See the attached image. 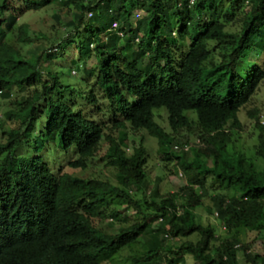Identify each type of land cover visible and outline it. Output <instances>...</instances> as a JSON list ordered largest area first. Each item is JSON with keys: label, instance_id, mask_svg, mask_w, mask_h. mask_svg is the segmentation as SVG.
<instances>
[{"label": "trees", "instance_id": "1", "mask_svg": "<svg viewBox=\"0 0 264 264\" xmlns=\"http://www.w3.org/2000/svg\"><path fill=\"white\" fill-rule=\"evenodd\" d=\"M102 1L0 0V97L11 105L0 117V264H186L187 256L196 264H264V125L251 103L264 67H247L246 79L239 73L247 52L264 53V0ZM51 7L74 11L69 35L37 44L19 22ZM115 20L124 37L111 32ZM72 45L78 58L68 75L54 68ZM74 70L88 87L86 109L63 80ZM161 109L169 130L158 122ZM243 109L258 130L256 158L236 146ZM129 130L158 141L168 174L153 186L151 151ZM191 135L200 144L185 151ZM50 138L75 147V169L102 154L114 181L54 173L38 156L17 154ZM180 173L185 186L163 194V180ZM203 207L217 214L224 235L201 221ZM131 211L135 221L125 225ZM103 223L121 226L112 233Z\"/></svg>", "mask_w": 264, "mask_h": 264}, {"label": "rangeland", "instance_id": "2", "mask_svg": "<svg viewBox=\"0 0 264 264\" xmlns=\"http://www.w3.org/2000/svg\"><path fill=\"white\" fill-rule=\"evenodd\" d=\"M73 14L74 11L68 10V9H60L59 7H51L44 9L42 11L38 12H28L26 13L20 20V26L23 24H29L30 29H31V36L33 37V40L37 44H45L48 46H51L52 44V39L55 37L59 39L55 40H60V38H63L65 36L68 37V30H67V25L68 23L73 19ZM59 15L61 20L59 23L56 21V16ZM57 30H56V29ZM234 30H238V27H234ZM72 32V31H71ZM17 37V33L15 34ZM12 40V39H11ZM49 40H51L49 42ZM56 44V42H54ZM53 44V45H54ZM190 44L189 40H182L181 41V46L183 48L188 47ZM29 47H22L23 54L26 53L27 49ZM186 51L188 48H185ZM68 57L66 63H64L60 68L55 67L54 69L60 70L64 72L65 74L70 75V70L74 68L71 64H68L70 58H78V52L76 48L72 45L68 49ZM57 62L56 64H58ZM264 67V53L252 50L251 52H247L245 55V58L243 59V62L239 64V73L240 75L246 79L249 71H247V67ZM64 82L70 84L74 88L73 94L69 96L71 99H76L79 101V105L82 106V108L86 109V101L83 99L84 92L88 90V87L83 81V76L80 72L77 71V74L74 76H65L63 78ZM19 98L18 94L16 91L13 94L12 99L15 100ZM252 108H258L262 112L261 116V124L264 125V83L261 86L260 90L257 92V94L253 97L252 99ZM86 105V106H85ZM10 101H6L1 99L0 97V117L3 115L5 111L10 109ZM246 109L241 110L239 113V119L243 122L244 128L240 132V136L238 138V141L236 143V146L239 150H243L248 157L251 158H256L255 155V150L254 146L256 145L258 141V130H256L252 124L251 121L246 119ZM156 115H161L160 119L158 120L159 124L164 127L165 129L169 130L168 127V121H167V113L164 109L157 110L155 111ZM187 115H189L192 119H197L196 113L195 112H186ZM46 121V116L40 120L38 123V132L42 130V126L44 125ZM6 131V129H3ZM0 129V143L4 142L6 139L2 136V131ZM8 130V129H7ZM130 133V139H136L141 140L144 138L145 140V145L147 148L151 151V159L148 163V173H149V180L150 184L153 186L155 184V181L158 177H166V174H168V170L164 167V164L161 162V157L158 154V141L153 138L148 136L146 132L142 133H137L136 135L133 134L129 130ZM186 136V135H185ZM186 140V141H185ZM182 140L181 144L184 143V145H197L199 142V139L195 136H190L189 140L185 139ZM40 142V141H39ZM42 146L37 147L35 141L30 140L28 143H25L24 146H21L17 149V154L19 156H38L35 159H38L36 161H42L47 163V165L51 168V170L54 173H58L59 170H61L64 173H69L72 174L73 176H78V177H86V178H91V177H96V178H101L105 180H112L114 181V175L115 171L113 168L106 167L105 162L102 161L101 155H98L94 160H92V163L90 167L86 170L83 169H75L70 166V163L74 160L78 159L76 149L74 146H72L69 149H65L63 145L60 143L58 138H50L48 141L45 142H40ZM200 144V143H199ZM104 149L102 150V152ZM2 158V156L0 157ZM258 163H260V160H257ZM182 173L179 174L178 177L173 178L171 181H168L167 179L163 180L161 189L163 194H168V193H176L185 186V179ZM215 190L221 191L219 189V186L214 187ZM212 192H216V191ZM210 204V198H206L205 200V205ZM197 215H199L201 221L204 224L211 223L214 226L217 227L218 233L224 235V228L221 227L217 220V215L216 213H209L205 207L197 209ZM129 218L128 222L125 225H131L135 221V217L133 216L134 213L128 212ZM109 223H112L109 221ZM108 228V230L112 233H117L121 224L116 223L112 227L110 225H105L103 223L102 227ZM256 233H250L248 236V241L251 243V245L255 246L256 248L261 247L260 241L256 240ZM126 256V255H125ZM240 260L243 261L244 257L243 254L240 253ZM186 264H196L191 256H187L186 259Z\"/></svg>", "mask_w": 264, "mask_h": 264}, {"label": "built area", "instance_id": "3", "mask_svg": "<svg viewBox=\"0 0 264 264\" xmlns=\"http://www.w3.org/2000/svg\"><path fill=\"white\" fill-rule=\"evenodd\" d=\"M88 1H94L95 3H93V5L92 6H94V5H96L97 3H102L103 5H104V2L102 1V0H88ZM196 2V0H190V4L191 5H193L194 3ZM93 11L91 10V11H89V13H88V17L89 18H92L93 17ZM142 18V15H141V13L140 12H138L136 15H135V21H138V20H140ZM111 32H114V33H116L118 36H120V37H124V32H123V30H121V22L119 21V20H115L114 22H113V24H112V27H111ZM137 42H138V40H137ZM200 142H198V144H199ZM176 149H178L177 147H176ZM183 149L185 150V151H189V149H190V147H189V145H184L183 146ZM180 150V149H179ZM181 176H182V174H181ZM217 215V214H216Z\"/></svg>", "mask_w": 264, "mask_h": 264}, {"label": "clouds", "instance_id": "4", "mask_svg": "<svg viewBox=\"0 0 264 264\" xmlns=\"http://www.w3.org/2000/svg\"><path fill=\"white\" fill-rule=\"evenodd\" d=\"M66 37V36H65ZM74 48H76L75 46H74ZM91 48H94L93 46L91 47ZM54 51H56V49H53ZM78 52V51H77ZM74 59H77L76 57H74ZM72 74H73V76L74 75H76L77 74V72L74 70L73 72H72ZM75 161V160H74Z\"/></svg>", "mask_w": 264, "mask_h": 264}]
</instances>
